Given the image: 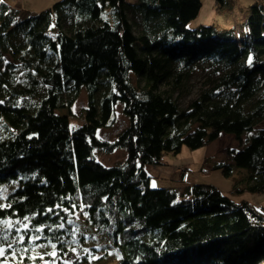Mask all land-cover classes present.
I'll return each mask as SVG.
<instances>
[{
    "label": "trees",
    "instance_id": "trees-1",
    "mask_svg": "<svg viewBox=\"0 0 264 264\" xmlns=\"http://www.w3.org/2000/svg\"><path fill=\"white\" fill-rule=\"evenodd\" d=\"M126 1L0 3V184L16 183L0 203L11 205L0 208V264H264V205L191 182L186 169L151 188L146 170L229 135L236 144L211 167L234 194L264 193L263 0L237 33L189 25L200 0ZM82 87L83 123L71 129ZM118 103L128 125L101 140ZM116 149L126 153L117 165L93 155Z\"/></svg>",
    "mask_w": 264,
    "mask_h": 264
},
{
    "label": "rangeland",
    "instance_id": "rangeland-1",
    "mask_svg": "<svg viewBox=\"0 0 264 264\" xmlns=\"http://www.w3.org/2000/svg\"><path fill=\"white\" fill-rule=\"evenodd\" d=\"M10 5L14 6L15 4H19L18 6L21 9L28 10L31 12H39L50 7L54 2L59 0H4ZM128 2V1H126ZM132 3V2H128ZM227 12L228 19L231 21L232 16L229 15V9L224 8L220 13L221 16L225 15L223 11ZM222 21L224 18H220ZM219 19V20H220ZM190 21L188 24L194 21ZM215 24V21H210ZM208 23L212 24V23ZM203 25V23H201ZM200 74L197 72L193 75L190 80L192 95L185 98L183 102H181L182 107L193 98L196 94V88L199 86L200 82ZM134 80V78H133ZM87 103V92L86 88L82 87L77 97L76 101L70 108V112L68 114V122L71 129L81 125L83 123L82 110L85 108ZM58 114H66L65 109L57 110ZM115 122L112 126L108 128H104L97 131V137L101 140L105 141H113L116 139L118 133L123 130L126 125H128L129 119L124 115L122 111V104L118 103L115 107ZM264 126V120L260 123ZM244 137V135L242 136ZM235 141H233L232 137L229 135H221L215 141L197 149H189L187 147H183L179 154H166L163 157V163L157 166L147 167V172L153 173L151 178L149 179V185L151 188H163L169 187L175 184L174 181H179L181 172L186 169V175L190 179L191 182L194 183H205L210 184L217 187L221 192L225 195H228L232 199L237 200H248L250 201V193L244 192L241 194H234L231 192L233 179L232 177H225L220 170L213 169L211 166L216 162H221L226 159L225 149L228 145H235ZM93 155L97 161H99L104 166H112L122 163L125 160L126 153L122 149H116L112 153L104 154L99 151H94ZM206 155V157H205ZM207 158V160L205 159ZM206 160V164L203 167L204 161ZM149 169V170H148ZM154 185V186H153ZM16 186L15 180H12L8 185L3 186L0 184V203H2L3 198L5 197L7 190L12 189ZM244 194V195H243ZM241 195V198L239 197ZM243 195V196H242ZM259 195V194H257ZM259 196L264 197V193ZM101 243H104L100 240ZM95 243H99L98 241ZM113 250L110 248L105 249V254H112ZM102 251L98 252L96 255H101ZM69 261V260H67ZM110 264H114L111 262Z\"/></svg>",
    "mask_w": 264,
    "mask_h": 264
},
{
    "label": "crops",
    "instance_id": "crops-1",
    "mask_svg": "<svg viewBox=\"0 0 264 264\" xmlns=\"http://www.w3.org/2000/svg\"><path fill=\"white\" fill-rule=\"evenodd\" d=\"M127 1H132V0H127ZM200 1H201V7L199 13L195 18V20L191 23V26H195L201 23L208 24L210 21H215V24H213V22L210 23H212L218 29H231L234 30L235 33H237L238 30L240 31L241 29L238 27V24L245 17V11L247 6L250 3L254 2V0H220V2L218 0H200ZM262 2L264 3V0ZM14 6L18 7L20 5L17 3ZM224 8H228L230 10L229 15L232 16L231 21L228 19V16L226 15L227 12L225 10L223 11L225 15L221 16L220 12ZM220 18H224V20L222 21ZM204 165L205 164H203V167H205ZM148 174L152 176L153 173H150L148 171ZM239 197L241 198V195ZM250 198H251L250 202H252L254 205L256 206L264 205V197L250 193ZM233 200L240 201L237 200V198Z\"/></svg>",
    "mask_w": 264,
    "mask_h": 264
},
{
    "label": "snow or ice",
    "instance_id": "snow-or-ice-1",
    "mask_svg": "<svg viewBox=\"0 0 264 264\" xmlns=\"http://www.w3.org/2000/svg\"><path fill=\"white\" fill-rule=\"evenodd\" d=\"M3 0H0V3H2ZM252 62V57L250 56L248 59V63L251 64ZM0 103H3L2 101H0ZM154 186V185H153ZM4 207H11V205H0V208H4ZM51 211V209L49 210ZM65 211H67V209H65ZM29 219V217L25 216L24 220L27 221ZM2 223H4L7 227H12V224L10 221H2ZM17 223H20L19 221ZM58 227H63V225H59ZM25 230H27V225H24ZM39 231V230H38ZM7 237H4V239H6ZM21 239H23V237H21ZM9 247H11V245H9ZM53 248H55V245H52ZM5 252V249L0 248V256H2ZM51 255H55V253H51Z\"/></svg>",
    "mask_w": 264,
    "mask_h": 264
}]
</instances>
